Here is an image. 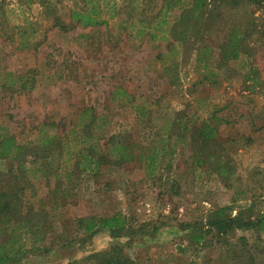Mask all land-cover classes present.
Listing matches in <instances>:
<instances>
[{
    "label": "rangeland",
    "instance_id": "1",
    "mask_svg": "<svg viewBox=\"0 0 264 264\" xmlns=\"http://www.w3.org/2000/svg\"><path fill=\"white\" fill-rule=\"evenodd\" d=\"M0 2L8 26V35L0 34V73L11 80L22 75L33 84L24 91L17 86L0 89V125L19 142L32 143L42 123L55 122L60 127L58 136L63 138L76 125L78 113L93 108L106 117L108 136L153 146L158 154L150 177L139 162L104 167L95 177L72 171L69 178L52 183L62 184L56 196L67 195L59 203L61 207L50 203L51 190L44 184L35 197L28 195L39 220L42 211L37 200L42 199L44 223L48 222L51 231L45 232V241L36 243L40 236L22 230L15 247L23 248V253L13 264H69L74 260L92 264L90 254L126 239L116 241L101 232L84 241L77 222L87 216L116 213L136 229L142 227L149 233L158 228L153 236L127 243L125 251L133 264H264V233L236 230L219 242L216 232L207 233L199 242L189 238L201 232L214 209L229 206L231 210L225 213L231 216L249 207L253 217L264 212V94L259 89H244L248 68L220 61L223 35H204L200 37L203 41L193 38L184 45L174 39L153 42L148 36L140 42L120 27L129 24L130 16L137 19L139 15L138 3L130 12L126 0L116 1L120 7L113 15L103 11L108 24L94 28L68 25V8L79 0ZM226 12V19L239 17L253 32L255 50L250 59L264 78V8L247 5ZM55 17L67 29L55 27ZM25 19L35 32L30 45L23 48L16 36L9 38ZM178 112L188 126L211 121L213 116L221 119L220 165H228L226 177L204 168L193 170L186 139L177 142L165 137ZM26 165L30 171L38 168L37 174L42 170L44 178L51 176L48 161ZM9 166L1 162L0 172ZM30 180L34 182L32 177ZM2 225L0 245L10 232ZM66 240L71 244L66 245ZM37 246L45 252L33 251Z\"/></svg>",
    "mask_w": 264,
    "mask_h": 264
},
{
    "label": "trees",
    "instance_id": "2",
    "mask_svg": "<svg viewBox=\"0 0 264 264\" xmlns=\"http://www.w3.org/2000/svg\"><path fill=\"white\" fill-rule=\"evenodd\" d=\"M116 1L79 0L78 4L75 3L74 8H68V25L73 23L81 28L107 25L108 22L102 18V13L107 11L112 15L115 14L120 7ZM126 1L129 2L130 12L135 11V3L139 5L137 19L130 16L128 25L124 23L120 25L129 31V36L140 42H143L147 36L150 41H160L161 43H169L171 39H174L175 43L184 45L193 38H197L201 42L203 40L200 37L204 35L221 34L224 40L219 46L220 61L224 65L237 63L239 68H248L244 75V89L252 91L259 89L264 94V78H261L259 71L250 59L255 50L251 46L253 32L248 27L246 28L247 24H244L243 20H239V17L234 18L233 15H230L229 20L225 17L226 11L234 13L235 10L247 5L262 9L264 0ZM3 8L0 2L1 36L8 35V32L5 31L8 26ZM53 22L55 27L62 30L67 29V24L60 17L53 18ZM24 23V25L15 26L12 33L9 32L11 36L9 39H14L16 36L19 39V46L26 48L31 43L29 39L34 34L35 28L27 19ZM0 76V89H13V86H17V89L24 91L33 87L32 82L25 76L18 75L14 80L8 79L7 74L3 72L0 73ZM8 77H11V74H8ZM249 81L250 84H247ZM77 116L76 125L71 131H67L63 138L58 136L60 127L55 122L42 123L39 128V136L32 143L19 142L14 134L0 125V163L7 162L10 165L5 169V172H0V224L4 225H2V229L10 230L6 234L5 242L0 245V264H13L16 260L19 262L20 259L16 258L23 253V248H16L15 245L21 240L22 230L25 229L26 233L31 231L38 237L40 236L39 240L37 238L35 241L36 243L45 241V232L48 229L51 231L50 226L48 228V222L44 223L46 220L43 219L45 212L42 199L37 200V203L40 201V211L42 212L38 214H41V220L33 213L34 202L27 199L28 195L35 197L36 192L42 191L43 184L45 188L50 187L47 188L51 190L50 203L59 207V203L67 195L64 197V192H62L61 196H56L62 184L52 185V183L69 178L72 171L95 177L104 167H122L139 162L145 167L146 176L150 177L157 167L158 154L153 146H140L128 140L122 141L120 136H108L107 120L103 114H97L93 108H85ZM220 121V118L213 116L211 121H203L198 126L196 123L188 126L186 122L182 121L180 112H178L167 126L165 137L167 139L173 137L177 142H183L186 139L188 145L191 146L190 161L193 170L198 171L199 168H204L223 178L229 174L230 169L227 164L220 165L218 135ZM167 153L169 154V152ZM37 160L49 162L51 171L49 178L43 177L42 170L37 174L38 168L32 171L27 168L28 162ZM163 162L162 160L161 164ZM31 177L36 185L30 180ZM230 210L231 208L227 206L210 212L201 232L189 235L191 242L204 240L205 235L209 232H216L219 237L217 238L218 242L228 233L236 230H255L264 233V212L253 217L252 208L249 207L239 211L236 216H231V214L225 213ZM32 213L35 219L32 218ZM8 223L11 224L8 225ZM77 224H79L84 241L93 239L101 232L107 233L111 239L116 241L126 239V242H117L107 249L90 254L88 260L92 264H133V260L125 251L128 247L127 243L135 239L153 236L158 231L157 227H153L149 233L145 232L142 227L136 229L126 222L121 213L110 217L87 216L80 218ZM224 243L226 246L228 245L227 240ZM70 244L71 242L66 240V245ZM45 250L44 247L37 246L33 251L45 252ZM69 264H77V261L74 260Z\"/></svg>",
    "mask_w": 264,
    "mask_h": 264
}]
</instances>
